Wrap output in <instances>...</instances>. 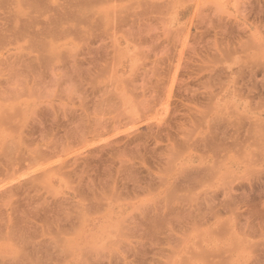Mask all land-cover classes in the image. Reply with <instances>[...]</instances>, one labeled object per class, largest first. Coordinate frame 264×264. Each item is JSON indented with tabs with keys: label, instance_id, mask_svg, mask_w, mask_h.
Returning <instances> with one entry per match:
<instances>
[{
	"label": "rangeland",
	"instance_id": "1",
	"mask_svg": "<svg viewBox=\"0 0 264 264\" xmlns=\"http://www.w3.org/2000/svg\"><path fill=\"white\" fill-rule=\"evenodd\" d=\"M0 264H264V0H0Z\"/></svg>",
	"mask_w": 264,
	"mask_h": 264
}]
</instances>
